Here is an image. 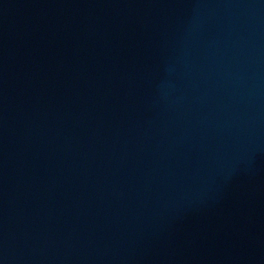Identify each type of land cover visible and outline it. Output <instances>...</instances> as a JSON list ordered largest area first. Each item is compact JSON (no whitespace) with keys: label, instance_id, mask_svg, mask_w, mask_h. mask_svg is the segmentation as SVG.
<instances>
[{"label":"water","instance_id":"1","mask_svg":"<svg viewBox=\"0 0 264 264\" xmlns=\"http://www.w3.org/2000/svg\"><path fill=\"white\" fill-rule=\"evenodd\" d=\"M0 264H264V0H0Z\"/></svg>","mask_w":264,"mask_h":264}]
</instances>
